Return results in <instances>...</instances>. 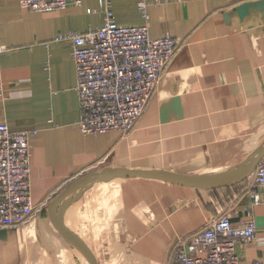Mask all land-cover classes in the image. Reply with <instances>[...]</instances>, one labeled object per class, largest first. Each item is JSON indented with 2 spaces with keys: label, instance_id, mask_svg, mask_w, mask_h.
I'll list each match as a JSON object with an SVG mask.
<instances>
[{
  "label": "crops",
  "instance_id": "1",
  "mask_svg": "<svg viewBox=\"0 0 264 264\" xmlns=\"http://www.w3.org/2000/svg\"><path fill=\"white\" fill-rule=\"evenodd\" d=\"M139 1L110 0L115 22L143 25ZM147 1L149 37L169 34L180 47L131 132L83 135L71 45L53 39L100 27V0L50 12L0 0V45L8 49L0 124L37 131L30 188L38 207L28 223L0 228V264H90L49 218L64 192L56 217L95 264H169L182 239L223 215L234 226L252 219L264 239V188L254 171L213 188L124 173L98 178L124 168L233 181L264 148V0ZM238 252L241 264H264V243Z\"/></svg>",
  "mask_w": 264,
  "mask_h": 264
},
{
  "label": "built area",
  "instance_id": "2",
  "mask_svg": "<svg viewBox=\"0 0 264 264\" xmlns=\"http://www.w3.org/2000/svg\"><path fill=\"white\" fill-rule=\"evenodd\" d=\"M30 12L59 11L82 0H18ZM147 0H140L145 23L122 26L115 22L110 0H100L103 24L85 32H67L54 42L68 41L76 72L75 91L83 135L108 131L131 132L144 115L167 66L181 41L165 34L149 37ZM8 49L0 45V56ZM1 95V93H0ZM36 130L11 131L0 124V228L28 223L37 213L30 188V140ZM254 183L264 188V157L254 170ZM254 203L259 196H253ZM264 239L255 235L248 218L234 226L223 215L212 218L202 229L176 245L169 264H241L238 245ZM253 264H261L256 260Z\"/></svg>",
  "mask_w": 264,
  "mask_h": 264
},
{
  "label": "water",
  "instance_id": "3",
  "mask_svg": "<svg viewBox=\"0 0 264 264\" xmlns=\"http://www.w3.org/2000/svg\"><path fill=\"white\" fill-rule=\"evenodd\" d=\"M264 156V148L259 152L255 160L253 161L251 167L239 178L231 181L229 179H215V180H201V179H194V178H186V177H178V176H173V175H167V174H161L157 172H150V171H138V170H128V169H115L112 171H105L102 172L98 175L99 179H105L113 174L117 173H124V174H129V175H135V176H142V177H147V178H154V179H160L164 181H169V182H175L179 184H184V185H191V186H196V187H201V188H213V187H218V186H230L235 183H238L246 178H248L256 168L257 164L261 160V158ZM67 195V192H64L58 196H56L49 204L48 208V215L56 229L61 233V235L68 241L70 242L76 249H78L90 262V264H95L92 260V258L89 256V254L85 251V249L71 236L69 235L66 230L61 226L59 223L55 210L57 204L63 200Z\"/></svg>",
  "mask_w": 264,
  "mask_h": 264
},
{
  "label": "bare ground",
  "instance_id": "4",
  "mask_svg": "<svg viewBox=\"0 0 264 264\" xmlns=\"http://www.w3.org/2000/svg\"><path fill=\"white\" fill-rule=\"evenodd\" d=\"M161 78H162V77H161ZM160 80H161V79H160ZM159 82H160V81H159ZM158 85H159V83H158ZM157 87H158V86H157ZM156 89H157V88H156ZM155 91H156V90H155ZM112 131H113V130H112ZM115 131H118V130H115ZM120 132H121V131H120ZM261 159H262V158H261ZM260 161H261V160H260ZM260 161H259V162H260ZM258 164H259V163H258ZM258 164H257V165H258ZM256 167H257V166H256ZM254 170H255V169H254ZM254 204H256V203H254ZM210 220H211V219H210ZM210 220H209V221H210ZM206 225H207V224H206Z\"/></svg>",
  "mask_w": 264,
  "mask_h": 264
}]
</instances>
